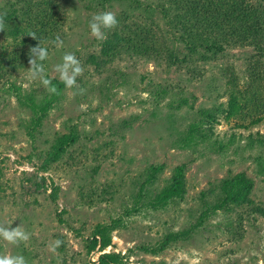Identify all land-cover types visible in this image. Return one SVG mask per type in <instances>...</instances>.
Here are the masks:
<instances>
[{"label":"rangeland","instance_id":"obj_1","mask_svg":"<svg viewBox=\"0 0 264 264\" xmlns=\"http://www.w3.org/2000/svg\"><path fill=\"white\" fill-rule=\"evenodd\" d=\"M53 1L63 19L58 33L64 44L48 50L49 58L43 62L47 78L60 80L55 65L62 63L66 52L98 51L89 19L104 11L146 23L175 57H190L187 69L191 61L203 75L193 79L183 65L178 69V65L162 64L163 71L153 64L131 68L134 64L129 63L125 71L130 75L123 82L106 83L94 74L77 79L86 90L82 95L65 85L58 95L50 94L39 80L31 78L29 63L2 77L0 225H20L31 237L19 246L0 239V254L23 255L27 264H44L58 256L53 246L60 239L74 256L68 264H98L102 254L119 255L120 264H264V217L243 216L238 228L236 213L223 210L210 214L189 239L172 243L155 255L142 250V246L157 245L170 231L197 224L203 209L201 193H206L205 200L211 204L209 189L237 173L254 181L251 198L264 204V121L253 125L248 119L243 124L249 126L240 127L236 125L239 121L215 110L222 106L227 110L224 93L235 88L232 74L236 88L247 90L246 69L256 60L264 67V52L246 47L217 53L209 43L190 53L187 39L191 37L169 24L173 8L167 0L114 2L96 13L86 11L81 0ZM5 2L0 0V12ZM17 43L0 32V52ZM202 55L215 56L204 62ZM255 86H260L264 99V83ZM180 97L193 104L192 110L184 105L176 109ZM205 109L213 110L219 123H201L206 121ZM257 115L259 120L264 118V113ZM191 123H197L199 130L192 132L191 140H183ZM209 126L213 134L208 140L196 136ZM70 130L78 134L77 142L47 164L55 140ZM213 141L226 143L225 151L212 145ZM180 166L185 167L184 200L153 208V192L136 205L135 195L147 174L153 175L151 168L156 169L154 181L142 188L154 185L160 190ZM115 220L119 223L107 231L110 244L90 249L92 232L98 226L110 228Z\"/></svg>","mask_w":264,"mask_h":264},{"label":"trees","instance_id":"obj_2","mask_svg":"<svg viewBox=\"0 0 264 264\" xmlns=\"http://www.w3.org/2000/svg\"><path fill=\"white\" fill-rule=\"evenodd\" d=\"M130 0H81L80 3L86 11L96 13L110 4L116 2H129ZM132 1V0H131ZM164 1V0H163ZM169 7L173 8L170 12L169 24L177 30H181L184 35L191 37L188 40L190 53L196 51L198 46L211 43L217 50L222 52L228 49L251 47L260 52H264V0H186L182 4L175 0H167ZM53 0H6L0 15L4 17L6 30L2 31L12 41H18L17 44H9L1 48L0 52V79L2 77L12 75L20 69H23L29 63V51L41 43V46L54 49L55 45L52 41L59 35L60 26L63 19L60 15V9L56 7ZM141 4L137 3L138 7ZM146 8V7H145ZM100 9V10H99ZM102 11V10H101ZM174 12H176L174 14ZM97 14V13H96ZM173 15V16H172ZM119 26L107 33L108 39L106 41L97 40L99 49L97 52L87 51L83 49L76 50L74 54L80 60L84 67L85 74H94L95 77L101 78V81L112 83V81L128 80L129 73L126 72L125 67L129 63L136 67L137 64H153L159 66L164 71L162 64L172 67L174 65L178 69L183 65L185 69V57L179 59L175 57L166 47L161 36H157L153 29L146 23L138 24L133 20L123 19L121 14L116 15ZM91 19H89L90 21ZM173 20V21H172ZM35 33L34 39L31 34ZM174 36V33L171 34ZM61 38V36H60ZM182 40H186L183 39ZM216 43L218 46H216ZM215 52V54H217ZM263 54V53H260ZM213 56L206 57L202 55V59L212 60ZM183 59V60H182ZM123 65L121 68L120 66ZM187 65L189 77L198 79L203 75L202 69L199 70L190 61ZM262 63L254 61L252 67L248 66L246 69L248 79L245 83L246 91H240L234 84L235 77L230 76L234 87L226 89L224 95L228 97L227 110L217 107L215 110L220 111L225 117H230L236 121V125L240 127H248L243 124L249 119L250 124H259L264 121L257 117L259 113H264V99L260 86L256 88L255 84L264 83V67L260 66ZM91 70V73H89ZM247 78V77H245ZM50 79V78H48ZM60 91L64 83L55 78L50 79ZM215 82V79H211ZM208 82V81H207ZM230 84L229 78L227 79ZM209 86L214 84L209 83ZM232 85V84H231ZM169 87L162 89V92L167 93ZM174 90V88H171ZM227 91H230L229 93ZM247 94V95H246ZM249 94V95H248ZM194 99V98H193ZM176 109L181 105L192 110L193 104H188V101L183 98L177 99ZM202 116L206 121L201 120V123H219L215 112L204 110ZM224 117V116H223ZM188 130L183 135V140H191L192 132L199 130L197 123H191ZM195 127L196 128H192ZM201 132V131H200ZM196 135L206 140L212 136L211 127L202 129V132ZM78 140V134L75 130H70L67 134L59 136L55 140V146L50 149L48 154L47 164L55 162L66 151L67 147L74 145ZM260 141V138L258 139ZM212 145L217 144L222 152L225 151L226 143L222 144L219 141H213ZM153 175L156 171L151 168ZM153 175L147 174L140 190L135 195L136 205L142 197H152L150 204L153 208H164L166 202H173L174 200H184L186 193L185 185V167L180 166L175 168L167 183L160 189H154V185L148 188L144 187L145 183L151 184ZM254 181L247 178L243 173H237L230 177L219 181L216 186H212L208 193L213 195V202L208 204L205 200L206 193L202 192L200 200L203 202V209L199 211L197 216V224H191L188 228L178 231H170L164 234L157 245L150 247L142 246V250L150 254H157L165 250L170 244L180 240L189 239L193 235L195 228L204 223L210 214L216 213L218 210L235 212L237 217V226L241 225L243 216L254 217L258 215L264 217V204L260 201H255L251 198ZM137 198V199H136ZM53 200V199H52ZM54 201V200H53ZM238 209H242L241 212ZM238 210V211H237ZM247 220V219H246ZM250 221V220H249ZM119 220L113 221V224L108 226H98L92 232L90 240V249H94L97 245L104 249L110 244V238L107 236V231H113ZM108 228L110 230H108ZM233 228V226L231 227ZM234 229V228H233ZM61 243L59 247L55 248L58 256L55 259H50L44 264H68L74 256L70 255L65 244ZM37 262L35 264H41ZM121 257L116 254H102L98 257V264H120Z\"/></svg>","mask_w":264,"mask_h":264},{"label":"clouds","instance_id":"obj_3","mask_svg":"<svg viewBox=\"0 0 264 264\" xmlns=\"http://www.w3.org/2000/svg\"><path fill=\"white\" fill-rule=\"evenodd\" d=\"M118 26L119 21L115 13L111 11L99 12L93 15L89 21L91 36L100 41H106L108 39L107 33L116 29ZM5 30L4 17L0 15V32ZM31 36L37 39L35 33H32ZM52 43L56 48H62L64 44L63 40L58 35ZM48 58V49L41 46L39 41V44L32 47L29 51L30 68L28 69L32 79L39 80L50 94L58 95L59 91L57 87L53 85L52 81L46 76L43 62ZM55 71L59 73L60 80L67 88H77L79 94H84L86 90L80 88L77 84V78L83 75L84 67L74 53L66 52L62 57V63L55 65ZM30 237L31 234L25 231L20 225L15 227L0 225V239L8 244L19 246L21 243H27ZM60 243V241H56L53 250L59 247ZM0 264H27V261L23 255L0 254Z\"/></svg>","mask_w":264,"mask_h":264}]
</instances>
